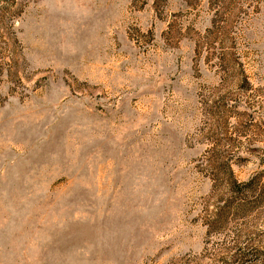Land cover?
<instances>
[{"label":"rangeland","instance_id":"374dc122","mask_svg":"<svg viewBox=\"0 0 264 264\" xmlns=\"http://www.w3.org/2000/svg\"><path fill=\"white\" fill-rule=\"evenodd\" d=\"M0 264H264V0H0Z\"/></svg>","mask_w":264,"mask_h":264},{"label":"trees","instance_id":"16d2710c","mask_svg":"<svg viewBox=\"0 0 264 264\" xmlns=\"http://www.w3.org/2000/svg\"><path fill=\"white\" fill-rule=\"evenodd\" d=\"M228 171H229V173H230V178H231V180H232V182H231V184H230V186H232V187H234L235 189L236 188H240L241 186H243V187H245V188H249L250 187V184L251 183H247V184H244V185H241V184H239L236 180H235V178L233 177V173L231 174V169L229 168L228 169ZM259 252H257V254H255L256 256H255V258H253V260L254 261H258L259 259H260V254H258ZM252 260V261H253Z\"/></svg>","mask_w":264,"mask_h":264}]
</instances>
